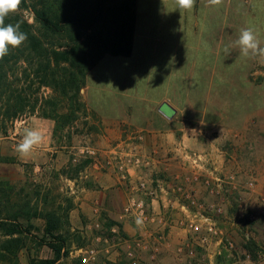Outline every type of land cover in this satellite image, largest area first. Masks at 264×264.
Here are the masks:
<instances>
[{
  "label": "rangeland",
  "instance_id": "obj_1",
  "mask_svg": "<svg viewBox=\"0 0 264 264\" xmlns=\"http://www.w3.org/2000/svg\"><path fill=\"white\" fill-rule=\"evenodd\" d=\"M10 14L34 23L31 10L19 8ZM245 27L253 28L264 46V0H223L219 6L196 0L192 9L183 11L175 0H138L134 53L129 57L108 55L88 74L75 122L55 135V121L31 116L14 122L8 136H0V188L13 193L16 204L27 202L42 213L58 211L68 253L59 264H82L92 249L96 256L89 264H264V235H253L250 221L255 188L246 187L255 178L250 163V124L251 116L264 106V62L245 58L233 47ZM177 38L179 48L191 45L209 51L176 52ZM159 47L167 52L160 54ZM164 103L176 110L171 118L160 111ZM203 114L208 115L203 118ZM160 116L175 118L176 141L165 151L147 148L149 134L143 130L163 127ZM113 120L121 133L100 131L99 126ZM37 126L44 132V142L29 158H19L15 148L23 128ZM187 132L200 138L220 135L230 160L227 171L220 175L225 182L233 176L235 183L219 187L217 171H208L210 152L186 145L182 136ZM194 153L206 157L207 163L193 165L186 155ZM163 155L179 166L171 181H167L168 170L164 172L167 180L159 177L163 173H159L158 161ZM101 172H111L119 181L115 206L93 179ZM183 172L190 175L185 182ZM194 184L206 188L203 198L188 188ZM161 185L176 194L165 193L166 203L174 200L187 205V215H180L187 221L184 240L173 245L172 229L163 227L157 229L154 245L137 235L129 252H122L118 244L127 233L121 223L128 221L137 228L158 224L152 203ZM91 190L98 198L89 196ZM133 197L146 202L152 222L137 225L136 217L125 214ZM219 202L225 204L221 213L212 208ZM10 207L0 201V210ZM203 216L216 221L221 232L220 238L204 246L191 240L189 228L191 220ZM166 217L172 216L167 213ZM34 222L39 229L20 252L18 264H30V258H54L47 245L38 246L46 221ZM138 241L145 247H138ZM142 251L148 255L143 256Z\"/></svg>",
  "mask_w": 264,
  "mask_h": 264
},
{
  "label": "trees",
  "instance_id": "obj_2",
  "mask_svg": "<svg viewBox=\"0 0 264 264\" xmlns=\"http://www.w3.org/2000/svg\"><path fill=\"white\" fill-rule=\"evenodd\" d=\"M137 1L22 0L20 8L33 12L34 23L12 14L5 18V25L20 23L28 38L0 60V136L31 116L55 121V135L75 122L88 74L108 55H132ZM3 200L11 207L0 210V264H18L40 218L46 227L38 246L47 245L54 258H30L29 263L59 264L68 255L58 211L42 213L27 202L16 204L13 193L0 188Z\"/></svg>",
  "mask_w": 264,
  "mask_h": 264
},
{
  "label": "crops",
  "instance_id": "obj_3",
  "mask_svg": "<svg viewBox=\"0 0 264 264\" xmlns=\"http://www.w3.org/2000/svg\"><path fill=\"white\" fill-rule=\"evenodd\" d=\"M161 36L158 37L159 44H161L162 38ZM171 48H173V41L171 42ZM178 38L176 40V52H205L209 50H201V49H194L191 45H185L184 48H179L178 45ZM224 45V42H223ZM158 47V46H157ZM135 48V47H134ZM135 51V49H134ZM133 51V53H134ZM160 54L166 53L167 51L162 49V47H159V50H157ZM162 61V58L160 59V62ZM170 62L173 63V57L170 56ZM219 84V81L218 83ZM208 114H203V118H205ZM160 122L164 123L163 127H158L154 130H149L147 128L143 129L146 130L149 134L146 140V147H159L162 148V151H165L166 148L174 147V143L176 141L175 136V130H173L174 125H172V122L175 120L173 119H167L164 116H160ZM100 127L101 132L105 133H121L120 125H117L116 121L113 120L112 122H105ZM140 130V129H139ZM188 131V130H187ZM250 132H251V159L250 163L254 164L255 169V180H256V187L254 190V196L255 200L251 204V208L254 211V214L258 217V220L253 227L252 234L261 236L264 235V106H262L260 109H258L252 116H251V124H250ZM209 134V133H208ZM182 141L189 145L191 148H195L198 150H207L211 154V158H209V168L208 171H210L212 174H215L214 172L217 171L216 174H218L216 178L217 179H225L224 177H221L222 174H225L227 171V165L230 163V160H228V157L226 155V152L221 147L222 138L219 136H207V138H200L195 136H189V132L185 133L182 136ZM172 150V149H170ZM213 152V153H211ZM164 154V153H163ZM166 155V154H165ZM165 155H163L162 159L158 161V168L159 173H163L161 176H159L162 180H167L166 175L164 172L168 170L169 173V179L167 181L173 180L172 176L174 177L175 174L179 172V166L178 163L174 162L173 158H166ZM170 162V163H169ZM210 169V170H209ZM181 170V168H180ZM182 171V170H181ZM221 174V175H220ZM183 176V182L186 180H189L190 175L186 173H182ZM179 178V176H176ZM254 178V177H253ZM95 183H98L101 187V193L105 197H108L109 203L113 204L112 206H115V199L113 198L116 195L117 189L115 186L119 183L116 176L112 175L111 172L108 173H99L94 176ZM228 179V178H227ZM157 181H160L157 179ZM188 186V185H187ZM188 188L190 191H194L195 195L200 196L203 198L204 192L206 188L200 184H194L189 185ZM165 187L163 185L160 186L159 189V196L153 200L152 208L154 216L158 219V224H151L144 227L139 226L137 228L136 226L128 223V221H125L121 223L122 231L127 234H125V239L122 241V243H119L120 248L124 251L122 252H129V250L133 247V240L132 238L139 235L143 236L150 245H154L156 243V234L158 233V228L163 227H169L172 229L171 237H172V243L175 245L176 243L184 240L186 229L184 226H186V215L188 213L187 205L182 202L171 200L169 203H166L164 199L166 198L165 193L171 194V196H176L175 193H173L170 189L169 191H165ZM205 189V190H204ZM92 191V190H91ZM105 191V192H104ZM206 193V192H205ZM98 194L92 193L89 194L93 199L96 198ZM98 198V196H97ZM217 205H223L222 202ZM208 206V205H207ZM171 214L172 217H166V214ZM164 214V215H163ZM185 214V216L182 218L180 215ZM115 220H117V216L114 215ZM177 230H180L177 232ZM132 242V243H131ZM146 251H142L143 256H147L148 254L145 253Z\"/></svg>",
  "mask_w": 264,
  "mask_h": 264
},
{
  "label": "clouds",
  "instance_id": "obj_4",
  "mask_svg": "<svg viewBox=\"0 0 264 264\" xmlns=\"http://www.w3.org/2000/svg\"><path fill=\"white\" fill-rule=\"evenodd\" d=\"M196 0H175L178 10H190ZM223 0H207L210 6H219ZM22 0H0V60L9 54L10 48L21 46L28 38L27 33L21 31L20 23L5 25V18L10 13L19 10ZM233 47L238 48L240 55L249 59H259L264 62V46L255 30L245 27L240 30L238 38L233 42ZM227 51V49H226ZM44 132L40 127H24L21 139L16 145L15 151L19 158H29L33 151L44 142ZM137 225L142 223L140 218Z\"/></svg>",
  "mask_w": 264,
  "mask_h": 264
},
{
  "label": "built area",
  "instance_id": "obj_5",
  "mask_svg": "<svg viewBox=\"0 0 264 264\" xmlns=\"http://www.w3.org/2000/svg\"><path fill=\"white\" fill-rule=\"evenodd\" d=\"M186 157L189 161L193 163V165L198 167H200L199 165H202V163L207 162L206 157L201 154H187ZM229 180L230 182H225L226 180L217 179V181L220 183L219 187H221L223 184H233L231 181H234L235 178L232 176L229 178ZM255 186V178L249 179V181L246 183L247 189L254 190ZM141 187L144 188L145 184L142 183ZM133 189L135 190L136 187L133 186ZM212 208H216L217 212L219 213H221L223 210L222 205H214L212 206ZM125 214L140 218L142 220V224H147L154 220L153 215L150 214L149 206L146 204V202L143 199H137L135 197L130 200L128 206L125 208ZM257 220L258 217L255 214L250 216V221L253 225L256 223ZM189 228L192 234L191 240L198 245L204 246L206 244H209L212 240L220 238L221 232L218 230L216 221H214L208 216H203L199 220H191V222L189 223ZM162 238L163 237H160V239ZM219 242H221V240H219ZM137 246L140 248H144L145 244L142 241H138ZM95 256L96 251L93 249L90 250L87 255L82 258V264H89L91 260L95 258Z\"/></svg>",
  "mask_w": 264,
  "mask_h": 264
},
{
  "label": "water",
  "instance_id": "obj_6",
  "mask_svg": "<svg viewBox=\"0 0 264 264\" xmlns=\"http://www.w3.org/2000/svg\"><path fill=\"white\" fill-rule=\"evenodd\" d=\"M160 111L170 118L176 114V110L168 103H164L161 106Z\"/></svg>",
  "mask_w": 264,
  "mask_h": 264
}]
</instances>
